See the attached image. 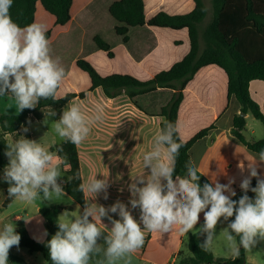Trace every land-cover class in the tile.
<instances>
[{"label": "trees", "instance_id": "obj_1", "mask_svg": "<svg viewBox=\"0 0 264 264\" xmlns=\"http://www.w3.org/2000/svg\"><path fill=\"white\" fill-rule=\"evenodd\" d=\"M99 2L13 0L9 10L12 20L21 28L33 23L45 28L50 55L58 67L65 69V76L53 94L55 99L52 95L36 97L35 109L24 107L17 115H0L1 168L7 166L6 157L17 155L16 148L9 147L7 135L16 134V142H32L27 129L31 118L42 120L46 113L59 118L73 100L84 99L87 93L98 88L108 98L127 95L147 116L164 118L160 126L162 137L171 134L172 140L182 145L171 176L174 182L177 176L190 178L189 164L196 167L190 156L192 146L216 128L217 120L233 100L240 106V113L233 119L232 135L248 151L261 155L264 138L247 141V122L242 114H251L264 126V114L250 94L251 82H264V0H212L213 19L203 30L201 25L208 15L204 0H104L101 11H107L110 16L108 20L113 24L119 52L112 40L101 33L93 32L91 37L96 49L108 60L120 62L117 69L107 74H100L96 63L89 58L75 55L77 33L96 18ZM117 53L121 58L118 59ZM82 78L87 81L83 87L80 86ZM187 123L191 124L190 131L197 129L193 136L187 137ZM163 141L169 148L168 142ZM52 151L62 162L65 192L85 210L87 204L77 144L65 136ZM196 175L201 189L205 184L215 188L199 170ZM163 185L167 192L166 179ZM258 187L256 180L248 185L246 196L250 202L257 199L253 189ZM11 200L8 193L4 206L7 207ZM68 209L52 206L40 210L49 241L57 232L63 235L59 215ZM81 217H86L84 211ZM15 232L20 235L19 247L30 253L39 252L45 264H53L49 245L34 240L23 226L15 228ZM229 233L238 242V256L216 257L209 246L208 234L200 231L189 235L191 255L181 258L179 264H247L241 236L230 228ZM99 236L105 240L109 233L101 231ZM201 245H207L208 250ZM182 253L180 251L178 256Z\"/></svg>", "mask_w": 264, "mask_h": 264}, {"label": "crops", "instance_id": "obj_2", "mask_svg": "<svg viewBox=\"0 0 264 264\" xmlns=\"http://www.w3.org/2000/svg\"><path fill=\"white\" fill-rule=\"evenodd\" d=\"M13 80L14 77H10L9 83H12ZM0 88L4 89V94L0 96V115L19 114L20 109L11 90L5 88L2 81H0ZM250 94L264 114V82L260 80L251 82ZM126 100L131 102V107L128 104L124 105ZM31 103L33 107H28L30 109H35L38 105L37 99ZM72 105L78 107L83 117V126L90 130L87 138L77 144L87 204L86 209H82V212L84 211L86 214L84 219L96 223L94 217H99V209L103 207L104 214L108 219L122 222L121 207H123L124 211L130 212L133 218L137 220L138 215L141 217V208L139 204L133 207L131 201L139 200V193L137 192L133 196L135 189L132 188V185L135 184L136 188L144 187L153 166L160 162H171L172 154L163 141L160 128L164 118L147 116L134 106L127 95L108 98L101 88L87 93L84 99L73 100L66 111ZM126 107L135 115L137 122L132 123L127 119ZM239 113L240 106L233 100L229 109L217 120L216 128L208 136L197 141L190 150L191 159L197 169L210 180L214 187L216 186L214 181L218 182L224 189L223 195L228 197L229 201L246 196V190L241 187L245 180H249L250 183L254 180L264 181V161L261 160V155L248 151L232 135L233 119ZM63 115L58 118L52 113H46L44 119L31 118L28 123L27 129L31 133L32 142L40 146L44 154L51 157L45 162L43 171L47 173L54 169L58 173L54 177V183L42 181L39 187L34 189L36 193L34 202L21 200L19 199L21 194L15 193L11 195V203L7 207L4 206L8 198L7 190L10 185L16 186V181L6 178V167H0V212H13L6 218V221L0 220V232L4 230L5 224L17 222L21 224L19 226L25 227L36 241L42 242L44 239L49 241L48 236L44 238L43 235L47 227H44L46 221H44L40 210L52 206L71 207L70 204H67L68 202H61L62 200L65 201L67 196L71 200L72 198L64 190L65 182L62 181L63 166L61 159L56 152L52 151L59 140L65 137H61L56 130V125L60 123ZM251 116V114L245 116L247 122L245 137L247 141L261 140L264 138V131L258 127L257 123L250 121ZM188 120L192 121L191 118ZM190 125L189 123L185 125L189 130L187 137L193 136L197 130L190 131ZM60 127L61 129L66 128L63 124ZM16 136V134L6 136L9 144L12 145V149L17 143ZM146 155L150 156L147 167L145 166ZM15 158L16 156L6 157L7 166ZM240 163L244 164L243 171L238 168ZM253 167L258 172V177L251 175ZM141 178H144L143 183H141ZM95 181L103 182L102 186L95 193L88 192V187ZM164 181L165 179L161 177L160 183L162 185ZM230 181L234 182L230 183ZM175 182L178 185V181ZM45 187H47L50 198H45ZM56 188H59L63 195L57 196ZM232 192H235L234 196ZM256 195L258 196L257 193ZM19 203L24 204L16 210L10 211L13 206ZM113 207H115V211L112 210ZM209 209L210 205L199 213L198 222L186 234L180 233L175 225L170 226L168 232H163L162 229L157 230V232L145 231L142 262L146 264H169L174 257L178 256L180 251H183L184 244L188 246V237L192 231L206 222L205 212ZM16 211H19V214H15ZM62 212L59 215V220ZM89 212L91 214H88ZM229 220L230 218H227L223 222L226 223ZM97 226L101 228V231L108 232L111 230L100 223ZM140 226L143 229L142 222H140ZM204 232L208 234L206 230ZM108 233L110 234V231ZM14 246L11 247L10 251H13ZM96 247L100 249L98 252L95 250ZM107 247L104 239L96 241V246L89 253L88 264H100L101 261H104V249ZM210 248L213 251L211 246ZM10 251L8 264L33 263L34 254L28 255L25 251ZM231 257H235L233 253ZM247 264H249L248 255Z\"/></svg>", "mask_w": 264, "mask_h": 264}, {"label": "clouds", "instance_id": "obj_3", "mask_svg": "<svg viewBox=\"0 0 264 264\" xmlns=\"http://www.w3.org/2000/svg\"><path fill=\"white\" fill-rule=\"evenodd\" d=\"M13 0H0V81L5 88L11 90L13 98L19 109L33 107L31 101L36 97H48L53 95L65 76V69L58 67L50 55V41L45 35L42 25L31 24L21 28L10 15ZM57 61L60 59L56 58ZM14 77V82L9 83V78ZM4 89L0 88V96ZM66 126L61 129L60 125ZM56 130L61 137L69 136L71 140L79 144L87 138L90 131L83 126V117L77 106L72 105L64 112L63 118L56 125ZM168 142L169 152L172 155L171 162H160L151 169L147 183L142 188H136L133 196L139 193V200H132L133 207L139 204L141 208V221L143 229L130 212L121 207V221H112L114 227L109 230L110 234L105 238L108 247L104 252V261L100 264H116L128 253H134L140 249L145 242V231L157 232L162 229L168 232L170 226L175 225L182 234H186L198 222L199 213L210 205L205 212V230L214 232L219 217L222 215L227 219L235 214V221L229 228L236 235H240V244L246 251L251 250L259 236L264 240V181L259 182V187L253 189L258 196L255 202H250L247 196L239 201V207L234 206L229 198L223 195L222 186L216 183L215 188L211 184H205L201 189L196 183L199 177L196 175L198 169L189 164L190 178L177 176L178 185L171 178L175 170L176 157L182 146L173 141L171 134L163 137ZM12 147V145H9ZM16 158L6 166V178L16 181V186H9V195L20 193L19 199L34 202L36 193L34 189L39 187L42 181L54 183V177L58 173L53 169L47 173L43 171L45 162L50 160L49 155L44 154L42 148L34 142L20 140L15 145ZM10 155V153H6ZM150 156H145V166H148ZM261 160L264 161V150L261 151ZM251 167V165H250ZM238 168L243 171L244 164L240 163ZM251 175L258 177L259 174L252 168ZM167 180V189L160 183V178ZM144 178H141V183ZM234 181H230L233 183ZM103 182L95 181L87 189L90 193L102 186ZM250 181L245 180L241 185L247 190ZM83 187V185H82ZM45 198H50L47 187L44 188ZM57 196L63 195L59 188L55 189ZM202 193V196H201ZM235 195V192H232ZM115 211V207L112 209ZM100 216L104 215V209H99ZM88 214H91L90 212ZM67 212L62 216L66 217ZM96 223L82 224L79 217L76 222L60 221L63 232H57L49 241V257L53 264H88L89 253L96 246V238L101 234L99 217H94ZM15 225L5 224L4 230L0 232V264H8L9 251L12 246L19 245L20 235L15 232ZM228 241L232 246L234 256L239 255V246L234 244L235 237L228 234ZM207 251V245H201ZM98 252L100 249L96 247ZM128 264H130V257Z\"/></svg>", "mask_w": 264, "mask_h": 264}, {"label": "rangeland", "instance_id": "obj_4", "mask_svg": "<svg viewBox=\"0 0 264 264\" xmlns=\"http://www.w3.org/2000/svg\"><path fill=\"white\" fill-rule=\"evenodd\" d=\"M77 1H79V0H77ZM204 2L208 7V15H207L206 19L204 20L203 24L201 25L202 30L204 28H206L208 26V24L211 22V20L213 19L212 0H204ZM104 4H105L104 0H100L99 7L95 11V13L97 14L96 18H94L93 21H90L85 26L83 25L82 29L77 33L78 44H77V49L75 52V55L82 56L85 59L89 58L92 62L94 61V63H96V65H97L96 68L98 69V72L100 74L101 73L107 74V73L111 72L112 70L117 69L118 63H120V62L112 63V61L108 60L106 55L100 53L96 49V47L92 41L91 35L93 32L101 33V35L104 36L106 39L112 40L116 50L119 52V49H118L116 42H115V39H117L116 38L117 36L114 32L113 24L110 20H108V18L110 16H109L107 11H101L102 9H104ZM117 51H115V52H117ZM117 56H118V59L121 58L120 53H117ZM80 83H81L80 84L81 87L87 85V81L84 78L81 79ZM153 99L155 102L157 101L156 97H154ZM150 102H153V101H150ZM127 104L131 107V102L129 100H126V102L124 103V105H127ZM125 113H126L127 119L129 121H131L132 123L137 122L135 115L132 114V112L127 107L125 108ZM254 119L255 118L253 116H251L250 121L257 123L258 127L264 131L263 124L260 121L254 120ZM197 125H200V123H197ZM243 197L244 196H241L240 198H238L234 201H230V202H234V206L236 208H238L239 207V201ZM256 198H257V195H256ZM61 202H64V203L68 202L67 204H70L71 207L68 210H64V212H62V214L67 212L68 215L66 217H63L61 215L59 222L61 220H64L65 222H73L74 223V222H76L77 217H79L80 222L82 224L93 223L90 220L84 219L81 217L82 208L80 207V205L77 202H74L73 199L71 200L67 196L66 200L65 201L62 200ZM23 204L24 203H19V204L13 206L10 211L16 210L20 205H23ZM11 214H13V212H7V213L6 212H3V213L0 212V220L6 221L7 220L6 218ZM15 214H19V211H16ZM228 218H230V220L228 222L224 223L223 220H225L226 218H225V216L222 215L221 217H219V219L217 221L214 232L211 230H207L208 236H209V246L212 247L213 254L214 255L217 254V255H215L216 257L221 256V257H226V258H233V257H231L232 256V246L230 245V242L228 241L227 237H228V234H230L229 233V224L231 221L235 220L236 217L234 214L233 216L228 217ZM99 219H100V224H103V225L109 227L110 229H112L114 227L112 220L108 219L105 214L103 216L99 215ZM136 219H137L136 221L138 223L142 222L140 215H138L136 217ZM11 224H14L16 227L21 225L20 223L18 224L17 222H11ZM44 227H46L45 224H44ZM205 227H206V222L201 224L197 228H195L192 231V233L204 231ZM43 235H44V238L47 236L49 237L48 230L45 229L43 232ZM100 239H102V238L98 235L96 238V241H98ZM253 239L256 241L255 245L252 246L251 250H249V251L245 250L246 255H248V257H249V264H264V240L260 239L259 236H256ZM37 242L45 244L47 246L49 245V241H47L46 239H44L42 242H40V241H37ZM234 244L236 246H239L236 239L234 241ZM105 250L106 249H104V252H105ZM182 250H183V253H182L183 255L178 256V258L174 257L176 260L175 264H179L181 258L191 255V253L188 250L187 244L183 245ZM17 251H25L28 255L34 254L32 264H45V259H44L43 255L39 252L30 253L28 249L21 248L19 246L18 247L14 246L13 251H10V252H17ZM141 256H142V247L134 253L126 254V256L124 258H122L121 260L117 261L116 264H128L129 257H130V264H146V263L142 262Z\"/></svg>", "mask_w": 264, "mask_h": 264}, {"label": "built area", "instance_id": "obj_5", "mask_svg": "<svg viewBox=\"0 0 264 264\" xmlns=\"http://www.w3.org/2000/svg\"><path fill=\"white\" fill-rule=\"evenodd\" d=\"M175 263H176V260L174 258V259H172V261L169 264H175Z\"/></svg>", "mask_w": 264, "mask_h": 264}, {"label": "water", "instance_id": "obj_6", "mask_svg": "<svg viewBox=\"0 0 264 264\" xmlns=\"http://www.w3.org/2000/svg\"><path fill=\"white\" fill-rule=\"evenodd\" d=\"M242 115H243V117H245V116H246V114H245V113H243Z\"/></svg>", "mask_w": 264, "mask_h": 264}]
</instances>
